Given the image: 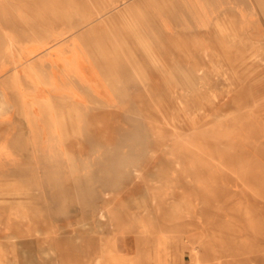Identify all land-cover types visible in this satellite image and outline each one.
Segmentation results:
<instances>
[{
	"label": "rangeland",
	"instance_id": "rangeland-1",
	"mask_svg": "<svg viewBox=\"0 0 264 264\" xmlns=\"http://www.w3.org/2000/svg\"><path fill=\"white\" fill-rule=\"evenodd\" d=\"M82 1L85 6L90 0ZM98 1L103 3L98 4L102 6L100 14L111 9L105 3L110 0ZM257 2L264 10V0ZM32 7L29 12L22 3L14 2L13 7L7 8L15 18L23 10L27 12L23 20L16 18L14 26L31 35L56 32L57 21L51 26L48 23L51 16L63 11L58 0H46L44 4L41 0ZM90 20L83 15V30ZM8 23L0 19V57L8 49L9 36L4 32ZM99 23L103 24L100 20ZM67 27L62 24L60 28L64 32ZM219 33V37L228 36L229 26L219 29ZM217 38L218 35L191 41L195 48H203L208 54L199 58V68L209 74L202 92L210 103L203 112L177 114L193 119L174 121V126L158 119L159 106L182 107L172 98V104H149L150 108L141 103L131 104L130 108L125 105L117 110V115L128 119L90 121V126L81 130L80 151L71 152L70 156L72 164L80 167L75 175L80 184L74 185V178L69 176L58 189L60 193L66 191L63 216L42 209L40 202L33 200V191L24 190L28 194L19 195L9 185L0 187V205L1 200L10 204L20 199L23 210L30 213V219L18 225V237L6 240L4 232H0V249L7 252L3 256L5 264H84L69 255L63 260L43 255L42 248L55 243L58 251L77 253L79 245L99 246L101 240H111L116 255L135 259L141 250L135 243L136 234L114 232L110 220L114 214L124 228L135 229L144 222V241H152L153 237L172 239V257L167 264H264V64L239 63L251 52L243 46L240 55L231 51L230 56L223 57ZM248 40L264 46V31L258 39ZM223 69L235 77L231 87L219 75ZM183 73L179 71L178 77ZM178 92V101L192 100L180 89ZM135 123L145 126L148 141L146 152L135 160V167L125 168L129 177L116 189L90 184L98 181L94 176L104 171L101 164L112 159V150L105 143L127 134ZM67 157L64 160L69 164ZM90 185L95 196L91 208L81 203ZM161 195L164 201L156 211L152 198ZM152 229L156 231L154 236L150 234ZM42 237L52 240L43 242ZM201 240L207 245L202 246Z\"/></svg>",
	"mask_w": 264,
	"mask_h": 264
},
{
	"label": "crops",
	"instance_id": "crops-1",
	"mask_svg": "<svg viewBox=\"0 0 264 264\" xmlns=\"http://www.w3.org/2000/svg\"><path fill=\"white\" fill-rule=\"evenodd\" d=\"M250 1L110 0L105 3L111 9L100 14L98 0L85 6L82 0H58L63 11L48 23L57 21L56 32L10 36L13 42L0 57V187L33 191L38 200L35 186H58L44 190L40 207L63 216L66 191L58 189L69 176L80 184V167L64 158L80 151L82 119L124 120L117 110L125 105L172 104L161 75L175 72L183 54L208 56L191 41L218 35L222 51V41L259 38L264 21L257 0ZM83 15L91 19L85 30ZM62 24L68 25L64 32ZM219 24L222 30L229 26L228 36L219 37ZM190 66V60L181 64ZM44 154L46 162L40 160Z\"/></svg>",
	"mask_w": 264,
	"mask_h": 264
},
{
	"label": "bare ground",
	"instance_id": "bare-ground-1",
	"mask_svg": "<svg viewBox=\"0 0 264 264\" xmlns=\"http://www.w3.org/2000/svg\"><path fill=\"white\" fill-rule=\"evenodd\" d=\"M14 2L22 3L23 9L25 8L29 11H33V5L40 4L41 0H0V19L3 20L5 23L4 26V32L8 34V36H12V38L18 37V33H22L20 29H18L16 26H14V21L18 20L16 18H26L27 12L23 10V12H20L21 14H15L12 11H8L7 8L13 7ZM258 6H256L257 12L259 15H261L263 21H264V10L261 4L257 3ZM37 7V6H35ZM27 29H29V26H26ZM218 29H222V25L217 26ZM244 30V29H243ZM3 31V29H2ZM20 36V35H19ZM245 40V39H244ZM248 40V39H246ZM13 41H9L7 43V48L10 47V44H12ZM221 46L223 48L222 50V56L228 57L231 54V51L235 52L236 54H241V47L244 48H250L251 52L247 54V57H241L239 63H257V64H264V46L260 44L259 42H252L251 40L245 41L243 45L237 44L236 41L233 39L228 41H222ZM231 49V50H230ZM245 56V55H244ZM176 61V67L173 68L175 72L172 74H169L168 76L161 75L163 83L167 84L168 90L166 92L165 97H172L175 98L178 105H182V107H164L159 106L157 108L158 113L161 115L159 116L160 120L169 121L166 122L167 125L174 126V121L177 120H191L193 118L189 116H178L177 114H187V113H195V112H203L207 107V104L209 101L207 100V94L202 92V88L209 80V74H203V71L199 68L200 60L197 58H190L189 54H183V56H180L177 58ZM187 60H190L192 63V66L188 68H182L181 64L182 62L187 63ZM162 67L166 68L163 61H161ZM234 68V67H233ZM232 68V69H233ZM171 68H169L170 70ZM186 70V71H185ZM179 71H184L182 77H178ZM225 83L228 85V87L234 84V75H229L226 70H222L219 74ZM181 90V93H185V95L191 96L192 100L185 102V101H178L177 96L181 95L179 94L178 90ZM206 94V95H205ZM152 97L154 95H151ZM194 96V97H193ZM216 97V96H214ZM156 99V98H155ZM210 104V103H209ZM147 108H150L151 106L149 104H145ZM4 108L1 95H0V111H2ZM85 116V115H84ZM83 116V117H84ZM196 118V117H195ZM33 125V124H32ZM81 129L82 131L90 126V123L82 119L81 121ZM132 129L127 134H119V138L115 139L112 142L105 143L108 145L110 150H112V159L105 161L101 164V168L104 169L103 172H99V175H95L94 178H99L98 181H91L90 184H100L102 187L106 189H116L119 188L123 184V180L126 179V177L129 175L125 168L135 167L134 163L135 160L141 156L144 155L146 152V145H147V132L145 126H140L139 124L135 123L132 124ZM63 131H66V129H63ZM182 134V132H181ZM69 156V154H67ZM44 157H41V161H47L48 155H43ZM52 156V155H49ZM58 157L55 159L57 160L58 164L61 161V156L57 155ZM54 156H52L53 158ZM71 162V159H69ZM136 171V170H135ZM74 172V169L72 170ZM129 177V176H128ZM17 189H15L13 186L10 188L12 190H15L13 193H19V195L25 194L23 191H19L18 186H16ZM56 188L58 186H35L37 190L40 191V194L38 195V201L40 203H45L46 199L44 198V190H47L48 188ZM88 194L82 197L81 203L86 207H92L95 196L93 194V188L90 185L88 187ZM26 192V191H25ZM26 194H28L26 192ZM17 195V194H13ZM164 199V196H158L155 198H152V200L156 201V211L159 210V207L161 206V203ZM4 202V203H3ZM23 201L20 199L17 200V202L12 201L10 204H6L5 201L1 200L0 205V232H4V239L12 240L13 238L18 237L21 233V230L18 229V225L22 224L23 222L29 220L30 213L27 210H23ZM29 208V207H28ZM189 215V214H187ZM191 216V214H190ZM110 220L112 221V227L114 232L117 233H133L136 234L135 243L137 246L141 248L139 254L135 256V259H124L123 257H120L116 255L114 251V244H112L111 240H101L98 244L99 246H96L93 243H88L85 245H79L80 248L75 252L76 250L66 252L64 251H58L54 246V244H47V246L43 247L42 254L43 255H54L59 257V259L63 260V258L66 256H71L74 260L77 262L83 261L84 264L87 262L88 264H167L169 256L172 257V251L169 244V241L172 239H158L156 237L152 238L151 240H142L144 233L146 231L145 228H142V225L144 226V222L141 223V225H138L140 227H134L132 228H124V223L119 220V217L117 214L111 215ZM154 236L156 234V231L152 229L150 231V234ZM23 235V234H22ZM43 242L51 241L50 239H46V237H42L41 239ZM202 241V240H201ZM54 242V241H53ZM149 242V243H148ZM153 243V244H152ZM207 242L202 241L201 245L206 246ZM148 244V245H146ZM75 246V245H73ZM147 246V248H146ZM1 247V246H0ZM47 249V250H46ZM192 249V248H191ZM1 248L0 249V264H5V260L3 259V256L7 252ZM74 252V254H73ZM230 263V262H229ZM228 263V264H229ZM26 264H32V262H27ZM231 264V263H230Z\"/></svg>",
	"mask_w": 264,
	"mask_h": 264
}]
</instances>
